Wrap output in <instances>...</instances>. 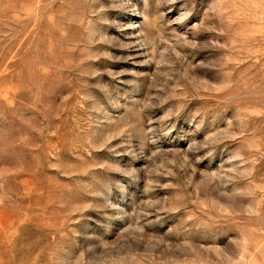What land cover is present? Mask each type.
Wrapping results in <instances>:
<instances>
[{"label":"rangeland","instance_id":"obj_1","mask_svg":"<svg viewBox=\"0 0 264 264\" xmlns=\"http://www.w3.org/2000/svg\"><path fill=\"white\" fill-rule=\"evenodd\" d=\"M0 264H264V0H0Z\"/></svg>","mask_w":264,"mask_h":264}]
</instances>
